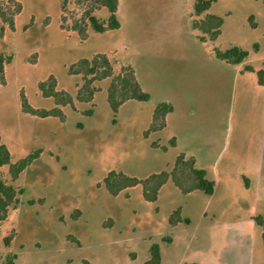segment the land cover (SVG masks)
<instances>
[{
    "label": "rangeland",
    "instance_id": "obj_1",
    "mask_svg": "<svg viewBox=\"0 0 264 264\" xmlns=\"http://www.w3.org/2000/svg\"><path fill=\"white\" fill-rule=\"evenodd\" d=\"M16 1L14 28L0 29V51L13 54L0 84V141L11 161L37 156L16 178L0 166V177L23 189L0 220V264H150L153 244L160 264H264L253 220L264 205V174L251 173L264 151L263 89L239 83L237 65L215 56V48L237 45L249 53L243 68L264 71V0H214L208 11L223 22L213 41L193 28L205 15L194 13L196 0H118L120 26H87L84 40L61 28V15L66 26L82 23L90 1L65 0L63 10V0ZM93 13L108 16L104 7ZM97 52L108 54L114 75L129 66L149 98L128 99L114 113L110 76L93 82L90 101L78 100L81 77L68 68ZM49 75L71 103L42 94ZM21 92L33 108L57 107L59 115L23 111ZM160 102L173 110L163 128L150 129ZM181 153L214 180L211 194L183 193L171 178L153 202L140 184L116 195L104 186L110 170L138 179L169 172Z\"/></svg>",
    "mask_w": 264,
    "mask_h": 264
},
{
    "label": "trees",
    "instance_id": "obj_2",
    "mask_svg": "<svg viewBox=\"0 0 264 264\" xmlns=\"http://www.w3.org/2000/svg\"><path fill=\"white\" fill-rule=\"evenodd\" d=\"M82 2L83 0H78ZM87 1V0H86ZM90 6L84 12V19L82 23L75 22L70 26H66L63 22L64 15H61V28L67 30H74L80 40H84L88 36L87 26L95 32H104L106 30L116 29L120 26L117 16L118 0H88ZM214 0H196L194 2V13L201 15L208 10ZM65 0L62 1L61 9L63 10ZM101 7L106 8L108 16L106 19L97 17L93 12L95 9ZM21 10V4L16 0H0V29L3 30L5 26L10 29L14 28V19L17 13ZM222 17L205 13V15L193 21V28L202 31L199 38L204 41L206 39L215 40L220 34V26L222 25ZM204 34H208L206 37ZM257 49V45L254 44ZM248 51L233 45L225 50L215 48V56L229 63H240L248 57ZM13 59L12 53L0 51V84L5 83V67ZM246 70H253L250 65H245ZM125 71V72H124ZM69 74L79 75L81 83L78 87L76 97L80 101H90L93 97L96 87L93 82L112 76V80L107 90V100L110 108L114 113L117 112L119 106L128 99L147 100L148 93L142 91L135 79L133 70L129 67H123V71L114 75L113 62L110 60L107 53L97 52L89 57H81L68 68ZM258 81L264 84L263 69L256 70ZM39 89L46 97L52 96L57 104H69L72 102V96L64 90L56 89V80L53 75H49L45 81L39 82ZM20 100L22 110L46 117L50 115L58 116L60 110L57 107L52 109H36L33 108L27 101L24 93H20ZM172 110V105L168 102L158 103L153 110V119L150 124V129H161L165 126V117L168 112ZM174 144V139L171 140ZM166 149L165 146L162 147ZM34 153L30 152L26 156L21 157L15 161H11L10 152L5 143L0 141V166L8 165L9 173L12 178H16L19 173L28 167L33 159L36 157ZM195 160L193 157L185 158L184 154L177 155L172 170L161 171L149 175L144 179L131 177L119 171L110 170L103 178L105 188L112 195H116L119 191L126 187L136 184L142 186V195L145 200L153 202L157 199L160 187L171 178L172 182L183 192L188 193L195 189H200L207 194L213 192L214 180L206 178L205 170L203 168L195 167ZM191 179V180H190ZM189 180V181H187ZM243 180L248 185V179L243 176ZM23 192L22 188H16L13 184L5 182L0 177V220L6 218L10 208H15L19 203V194ZM31 202V201H30ZM179 210L176 209L174 214L178 216ZM253 220L257 226L261 228V238L264 248V205L262 211L253 216ZM14 256V255H12ZM150 264H160L159 246L153 244L151 247ZM7 264H13L12 259H8Z\"/></svg>",
    "mask_w": 264,
    "mask_h": 264
},
{
    "label": "crops",
    "instance_id": "obj_3",
    "mask_svg": "<svg viewBox=\"0 0 264 264\" xmlns=\"http://www.w3.org/2000/svg\"><path fill=\"white\" fill-rule=\"evenodd\" d=\"M205 13H210V12L208 10H206ZM211 14H214V13H211ZM204 41H206V40H204ZM220 60H222V59H220ZM222 61H224V60H222ZM224 62H226V61H224ZM244 62L245 61L240 62V63H235V64L234 63H229V62H226V63L237 65V77H236V80L239 83H241L244 86L246 85V83H248L251 86H254L255 88H257L258 91L260 90L259 88H262L263 89V94L261 96L263 98L264 97V84H260L259 81H258V77H255V75H257L256 74V70H258V68H256L255 66H251L253 68V70H246V69L243 68ZM261 93H262V91H261ZM172 110H173V106H172ZM170 112H168V113H170ZM167 115L168 114H166V116ZM263 149L264 148H261L259 151L262 152ZM261 158H262L261 164L259 163L258 160H257L256 163H253L252 164V171H251V173L254 175V177L257 180H259L260 178H262L263 177V174H264V161H263V159H264V151H263V154H262V157ZM194 160L196 161V158H194ZM199 168H201V167H199ZM241 174H242V176H245V174H243V173H241ZM247 179H248V185L247 186H250L252 184V179L251 178H247Z\"/></svg>",
    "mask_w": 264,
    "mask_h": 264
}]
</instances>
